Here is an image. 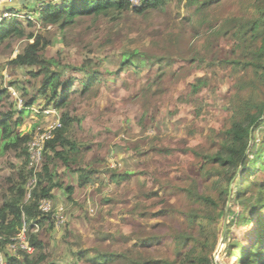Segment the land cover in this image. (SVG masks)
I'll return each instance as SVG.
<instances>
[{"label":"rangeland","instance_id":"rangeland-1","mask_svg":"<svg viewBox=\"0 0 264 264\" xmlns=\"http://www.w3.org/2000/svg\"><path fill=\"white\" fill-rule=\"evenodd\" d=\"M51 1L6 2L0 5V12L18 15L26 23L25 16L39 18L32 11L35 2H38L37 8H43ZM132 3L140 5L136 0ZM253 3L254 0H221L213 4L208 17L210 22L218 24L226 17L249 12ZM197 6L191 0H183L146 15L124 12L97 20L87 18L71 27L66 37L57 26L44 28L37 20L35 35H42L53 43L45 51L48 57L77 66L92 62L91 69L101 73L99 83L86 93L77 82L78 92L69 110L80 121L72 129V137L82 148L80 161L102 172L94 184L81 188L76 173L66 170L61 162L55 163L60 180L65 186H75L76 190L73 200L69 201L64 190L56 189L54 199L44 204L53 215L36 232L46 242L51 262L92 264L83 259L76 262L69 244L78 242L90 250L89 255L95 253V248L127 253L129 261L122 260L124 264H138L150 257L156 261L170 260L177 256V250L188 251L192 242L182 243L184 239L202 234L191 216L203 211L199 196L208 192L222 172L208 163L206 157L219 150L218 135L229 125L241 104L252 96L256 101L264 100V85L253 72L242 74L241 83H237L238 75L208 65L192 67L180 57L175 44L176 31L185 28L184 18ZM186 30L185 41L183 37L179 40L188 46L194 30L190 27ZM33 41L14 39L0 46V88L11 92L10 103L14 101L19 110L24 101L33 98L40 82L30 76L31 69L12 65V61ZM133 50L148 57L147 66L139 71L130 69L118 73L122 53ZM227 50L223 38L215 39L210 59L214 55L224 58ZM163 57L173 66L160 77V65L155 64V59ZM199 77L207 78L209 85L192 95L191 85ZM19 82L30 90L24 100L18 90ZM41 109L42 100L17 124L16 133L35 135L61 120L62 112ZM6 110L7 107L1 109ZM1 145L0 141V205L9 194L11 178L18 177L17 171L25 161L18 153L2 152ZM43 161L44 155L37 165L38 172ZM76 167L74 164L73 168ZM108 169H116L122 175L130 172L131 176L113 182ZM263 177L264 172L259 171L257 178ZM231 188L233 192L234 181ZM236 209L239 211L240 207ZM253 230L254 226L249 230L233 227L232 235L244 240ZM68 234L71 236L67 237ZM143 243L150 245V249H145ZM221 246L214 254L217 259ZM76 251L79 250L74 247ZM8 253L18 255L17 249L10 245ZM5 255L2 257L8 263ZM221 260L227 262V253Z\"/></svg>","mask_w":264,"mask_h":264},{"label":"trees","instance_id":"trees-1","mask_svg":"<svg viewBox=\"0 0 264 264\" xmlns=\"http://www.w3.org/2000/svg\"><path fill=\"white\" fill-rule=\"evenodd\" d=\"M181 1L183 0H141L140 5L135 6L129 0H52L42 6L43 8H37L38 2H35L32 11L39 14L38 19L25 16L26 23L15 18L7 19L0 24V46L14 39L34 40L24 47L23 52L12 61V65L31 69L30 76L40 82L36 94L29 101H24L21 110L17 109L14 101L10 103L11 92L0 88L1 151H12L25 158L17 171L18 177L11 178L9 194L0 205V255L6 254L9 264H55L49 260L47 244L41 240L36 229L44 227L52 218L53 212L45 213L40 210V202L44 199H54V190H64L68 200H73L76 187L65 186L64 181L60 180L55 166L57 161L61 162L66 170L78 175L81 188L94 184L96 177L102 172L94 165L85 166L83 161H80L82 148L72 137L73 125L80 121L72 117L69 110V105L78 92L75 90L77 82L81 84L82 92L86 93L99 83L101 73L91 69L92 62L77 66L48 57L45 51L53 43L42 35H35L33 29L37 20L43 23L44 28L50 25L57 26L66 37L68 30L83 19L97 20L100 17L124 12L146 15L165 9L173 2ZM216 2L220 3L221 0L201 2L191 0V4L199 6L184 18L185 28L176 31L178 39H175V44L180 57L188 64L191 63L192 67L202 68L208 65L212 69L220 68L238 75L237 83L240 82L242 74L250 71L264 85V0H254L249 12L226 17L218 24L210 22L207 13ZM188 27L194 30V35L192 42L187 46L183 41ZM181 37L183 41L179 40ZM217 38L226 41L228 50L224 58L214 55L210 59L213 53L212 44ZM200 39L201 44L195 45ZM148 61V57L138 50L124 52L121 55L118 73L130 69L142 70ZM158 63L160 77L166 74L167 68L173 66L165 57L155 59V64ZM76 74L80 77L75 76ZM18 84V90L24 100L30 90L22 82ZM208 85L207 78H197L191 85V94H198ZM41 100L42 112L49 108L62 112L60 120L62 126L54 132L53 138L46 142L44 161L36 173V186L30 190L27 184L33 177L34 170L28 169L30 161L28 144L34 133L20 135L16 133V127ZM6 107V111H1ZM237 110L229 125L218 135L219 150L206 157L208 163L219 167L222 172L208 192L199 196L203 211L191 216L192 222L198 224L202 234L198 235L199 237L190 236L184 239L182 243L190 241L191 246L185 253L177 250L175 258L156 261L150 257L138 264H264V177L257 178L259 171L264 172V100L256 101V97L252 96ZM74 164L76 168H73ZM107 172L112 173L113 182L131 176L130 172L122 175L116 169H108ZM253 179L255 182L252 183ZM232 181L235 182L233 192ZM213 190L218 193L210 194ZM29 192L31 197L27 200ZM237 206L240 207L239 211L236 209ZM226 217L228 224L223 237ZM24 222L28 225V243L34 249V253L19 250L18 255H11L8 253V246L21 232ZM253 226V232L244 240L234 238L232 235L233 227L249 230ZM147 243L152 244V240H148ZM147 243H143V247L150 249ZM220 244L222 246L217 259L214 254ZM69 245L72 255L77 258L76 262L83 259L92 264H119L123 263L122 260L128 259L127 253L123 252H117L119 253L117 255L95 248V253L89 255L90 250L79 242ZM74 247L79 251L74 252ZM224 253H227V262L221 260ZM131 254L132 252H129V255ZM117 257L121 260L114 261Z\"/></svg>","mask_w":264,"mask_h":264},{"label":"built area","instance_id":"built-area-1","mask_svg":"<svg viewBox=\"0 0 264 264\" xmlns=\"http://www.w3.org/2000/svg\"><path fill=\"white\" fill-rule=\"evenodd\" d=\"M11 1H17V0H0V5L6 2H11ZM129 1L133 2L134 0H129ZM136 2L137 3L141 2V0H136ZM135 6H138V5H135ZM15 17H19V16L13 13L7 12V11L0 12V24L3 23L7 19H13ZM61 126H62L61 121L57 120L53 125L49 126L44 132H37L33 136L30 143L28 144L29 159H30L29 165H30V169L34 170L33 177L29 179L28 184H27L28 185L27 187L30 190L36 186V180H37L36 173L38 172V169L36 168H37L38 163L40 164L42 160L44 149H45V144L48 140L53 138L54 132L57 129L61 128ZM28 197L29 198L31 197L30 192L28 194ZM48 200L49 199H44L40 202V210L45 213L49 212L47 211V209L44 208V204H46ZM9 245H10V248L12 247L14 250L17 249V252L19 250H22L30 254L34 251V249L30 247L28 243V225L26 224V222H24V226L21 232L18 234L16 238L12 240V243ZM0 264H9L4 261L2 255H0Z\"/></svg>","mask_w":264,"mask_h":264},{"label":"water","instance_id":"water-1","mask_svg":"<svg viewBox=\"0 0 264 264\" xmlns=\"http://www.w3.org/2000/svg\"><path fill=\"white\" fill-rule=\"evenodd\" d=\"M229 203H230V199H229ZM227 224H228V217H226V219H225L223 237L225 236V231H226V228H227Z\"/></svg>","mask_w":264,"mask_h":264},{"label":"clouds","instance_id":"clouds-1","mask_svg":"<svg viewBox=\"0 0 264 264\" xmlns=\"http://www.w3.org/2000/svg\"><path fill=\"white\" fill-rule=\"evenodd\" d=\"M15 18H19V17H15Z\"/></svg>","mask_w":264,"mask_h":264}]
</instances>
